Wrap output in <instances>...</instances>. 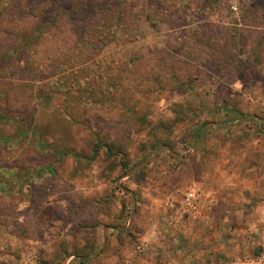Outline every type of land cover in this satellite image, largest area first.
<instances>
[{
	"label": "rangeland",
	"instance_id": "374dc122",
	"mask_svg": "<svg viewBox=\"0 0 264 264\" xmlns=\"http://www.w3.org/2000/svg\"><path fill=\"white\" fill-rule=\"evenodd\" d=\"M224 129L262 139L264 0H0V264L114 252Z\"/></svg>",
	"mask_w": 264,
	"mask_h": 264
},
{
	"label": "crops",
	"instance_id": "0c3cea01",
	"mask_svg": "<svg viewBox=\"0 0 264 264\" xmlns=\"http://www.w3.org/2000/svg\"><path fill=\"white\" fill-rule=\"evenodd\" d=\"M208 132L176 173V202L148 204L125 229H110L124 244L108 234L115 251L106 244L98 255L77 258L81 264H211L264 250V131L253 144L235 129ZM213 132L229 134L221 141ZM188 191L197 192L194 209L183 205Z\"/></svg>",
	"mask_w": 264,
	"mask_h": 264
},
{
	"label": "built area",
	"instance_id": "2783aa9c",
	"mask_svg": "<svg viewBox=\"0 0 264 264\" xmlns=\"http://www.w3.org/2000/svg\"><path fill=\"white\" fill-rule=\"evenodd\" d=\"M197 200V192L188 191L183 198V205L186 208L194 209ZM211 264H264V250L247 255H236L229 259Z\"/></svg>",
	"mask_w": 264,
	"mask_h": 264
},
{
	"label": "water",
	"instance_id": "95a60500",
	"mask_svg": "<svg viewBox=\"0 0 264 264\" xmlns=\"http://www.w3.org/2000/svg\"><path fill=\"white\" fill-rule=\"evenodd\" d=\"M208 126L209 125H217V126H221V124H207ZM167 151V152H169L172 156H173V154L166 148V147H163V148H161L160 149V151ZM193 151H195V149L193 150ZM190 157V155H188V156H186V157H183V160H186V159H188ZM136 168V167H135ZM135 168H133L132 170H130L129 172H127L126 174H129L130 172H132L133 170H135ZM111 229H114V230H122V229H125V228H111Z\"/></svg>",
	"mask_w": 264,
	"mask_h": 264
},
{
	"label": "trees",
	"instance_id": "16d2710c",
	"mask_svg": "<svg viewBox=\"0 0 264 264\" xmlns=\"http://www.w3.org/2000/svg\"><path fill=\"white\" fill-rule=\"evenodd\" d=\"M93 154H95V149H93Z\"/></svg>",
	"mask_w": 264,
	"mask_h": 264
}]
</instances>
